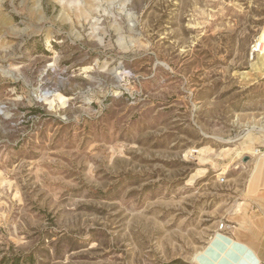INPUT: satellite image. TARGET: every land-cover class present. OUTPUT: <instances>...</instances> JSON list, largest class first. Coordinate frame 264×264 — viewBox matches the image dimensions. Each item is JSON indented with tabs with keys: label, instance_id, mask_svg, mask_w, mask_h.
Segmentation results:
<instances>
[{
	"label": "rangeland",
	"instance_id": "rangeland-1",
	"mask_svg": "<svg viewBox=\"0 0 264 264\" xmlns=\"http://www.w3.org/2000/svg\"><path fill=\"white\" fill-rule=\"evenodd\" d=\"M263 33L264 0H0V264H196L229 236Z\"/></svg>",
	"mask_w": 264,
	"mask_h": 264
},
{
	"label": "crops",
	"instance_id": "crops-1",
	"mask_svg": "<svg viewBox=\"0 0 264 264\" xmlns=\"http://www.w3.org/2000/svg\"><path fill=\"white\" fill-rule=\"evenodd\" d=\"M259 169L246 192L243 219L234 224L226 237L227 243L232 244L226 255L221 252L227 244L217 246V264H264V158Z\"/></svg>",
	"mask_w": 264,
	"mask_h": 264
},
{
	"label": "bare ground",
	"instance_id": "bare-ground-1",
	"mask_svg": "<svg viewBox=\"0 0 264 264\" xmlns=\"http://www.w3.org/2000/svg\"><path fill=\"white\" fill-rule=\"evenodd\" d=\"M256 44H257L256 46H259L258 56L261 54H264V33H263V35H261V37L258 38ZM223 242L225 244L224 246H226V244H227V246L224 247L223 252H221V253L223 256L226 255V253L228 252V248H230V246L232 244L230 245L229 243H227L226 238H224L222 235H218L214 241V244H212L207 249L206 252L196 254L193 261L198 263V264H213V263L217 264V262L219 260V259L217 260V258H219L218 254H217L218 253L217 244L218 243L223 244ZM214 258H216L215 260H217V261H214Z\"/></svg>",
	"mask_w": 264,
	"mask_h": 264
},
{
	"label": "built area",
	"instance_id": "built-area-1",
	"mask_svg": "<svg viewBox=\"0 0 264 264\" xmlns=\"http://www.w3.org/2000/svg\"><path fill=\"white\" fill-rule=\"evenodd\" d=\"M257 44H255L253 47H252V52L253 53H258V49H259V46H256Z\"/></svg>",
	"mask_w": 264,
	"mask_h": 264
},
{
	"label": "water",
	"instance_id": "water-1",
	"mask_svg": "<svg viewBox=\"0 0 264 264\" xmlns=\"http://www.w3.org/2000/svg\"><path fill=\"white\" fill-rule=\"evenodd\" d=\"M248 159H249L248 157H245V158H244V161L246 162Z\"/></svg>",
	"mask_w": 264,
	"mask_h": 264
}]
</instances>
